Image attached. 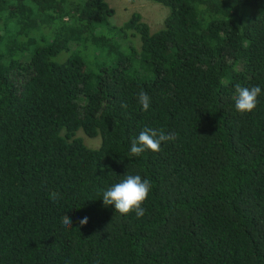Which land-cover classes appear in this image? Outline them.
<instances>
[{
	"label": "trees",
	"instance_id": "16d2710c",
	"mask_svg": "<svg viewBox=\"0 0 264 264\" xmlns=\"http://www.w3.org/2000/svg\"><path fill=\"white\" fill-rule=\"evenodd\" d=\"M151 1L156 32L107 0H0V264H264V0ZM144 127L177 139L130 157ZM126 173L142 218L103 204Z\"/></svg>",
	"mask_w": 264,
	"mask_h": 264
},
{
	"label": "clouds",
	"instance_id": "9594fccd",
	"mask_svg": "<svg viewBox=\"0 0 264 264\" xmlns=\"http://www.w3.org/2000/svg\"><path fill=\"white\" fill-rule=\"evenodd\" d=\"M262 94L259 86L251 88L239 84L235 85V95L232 97L235 103V109L241 114L252 113L259 103L258 98ZM137 99L144 111L150 108V97L146 91L141 90L137 93ZM122 107L127 108L126 104ZM175 134L166 133L162 128L144 127L136 139H133L130 147V157H140L145 151L150 150L153 153L162 151V144L175 141ZM152 190V183L149 179L142 178L140 174L126 173L123 179L113 184L102 192L104 206L115 207L116 213L129 215L135 213L137 218L145 215L144 204L148 201ZM50 198L54 202H59L62 196L59 192H52ZM62 223L65 227H72V221L69 216H64ZM80 226L88 224V217L79 221Z\"/></svg>",
	"mask_w": 264,
	"mask_h": 264
},
{
	"label": "rangeland",
	"instance_id": "374dc122",
	"mask_svg": "<svg viewBox=\"0 0 264 264\" xmlns=\"http://www.w3.org/2000/svg\"><path fill=\"white\" fill-rule=\"evenodd\" d=\"M111 7L115 9V14L112 17V22L117 25L123 24L129 19L135 11L143 15V19L149 24L151 31L156 32L164 26V21L169 13V8L161 3L151 0H107ZM140 36L134 41L137 46L141 45ZM128 44V41H125ZM64 54V53H63ZM60 55L59 58L63 56ZM78 136L82 137L84 143L90 148H98L102 143L100 135L96 137L87 136L84 131L79 130Z\"/></svg>",
	"mask_w": 264,
	"mask_h": 264
}]
</instances>
